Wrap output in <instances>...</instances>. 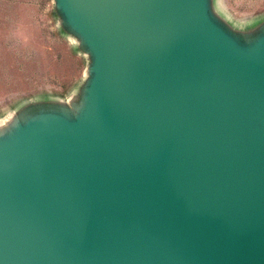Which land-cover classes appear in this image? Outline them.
Masks as SVG:
<instances>
[{
	"label": "water",
	"instance_id": "obj_1",
	"mask_svg": "<svg viewBox=\"0 0 264 264\" xmlns=\"http://www.w3.org/2000/svg\"><path fill=\"white\" fill-rule=\"evenodd\" d=\"M63 6L94 38L97 101L20 132L36 165L0 170V264H264V38L233 44L196 1Z\"/></svg>",
	"mask_w": 264,
	"mask_h": 264
},
{
	"label": "rangeland",
	"instance_id": "obj_2",
	"mask_svg": "<svg viewBox=\"0 0 264 264\" xmlns=\"http://www.w3.org/2000/svg\"><path fill=\"white\" fill-rule=\"evenodd\" d=\"M186 1L199 3L206 18L245 50L264 38V0ZM97 56L94 38L70 20L63 0H0V118L11 116L18 135L42 116L86 120L97 101Z\"/></svg>",
	"mask_w": 264,
	"mask_h": 264
},
{
	"label": "bare ground",
	"instance_id": "obj_3",
	"mask_svg": "<svg viewBox=\"0 0 264 264\" xmlns=\"http://www.w3.org/2000/svg\"><path fill=\"white\" fill-rule=\"evenodd\" d=\"M196 22L199 24V26L203 29V31L208 34L211 39L216 43L217 48L223 52L227 57H229L234 63H236L237 66L241 68L240 60L239 58L235 57L230 52V46L224 42L220 36H217L215 32H210L211 26L206 22L204 19H197ZM214 31V30H213ZM217 36V37H216ZM230 52V53H229ZM238 67V69H239ZM255 71L258 73V75L261 76L260 81H264V66H258ZM241 73V72H240ZM242 78V85L244 88L245 95L248 99V102L250 104V122L253 124H258L262 122V114L259 106L258 96L260 93V88L258 89L256 84L258 82H253L251 80V77L245 75V73H241ZM11 116H4L0 118V128L6 129V132L0 133L1 136H3L4 140L0 142V170L6 169L7 166L14 164L15 160L17 159H24L23 161L17 162V166H30L36 165V161H34L33 156L28 155V151L26 149V144L21 141L20 142V135L15 134L11 128L12 121ZM108 125V122H107ZM8 151H11L14 153L12 156H7L5 153H8ZM17 155V156H16ZM18 168V167H15Z\"/></svg>",
	"mask_w": 264,
	"mask_h": 264
}]
</instances>
